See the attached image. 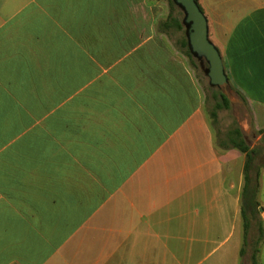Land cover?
I'll return each instance as SVG.
<instances>
[{
    "label": "crops",
    "instance_id": "crops-1",
    "mask_svg": "<svg viewBox=\"0 0 264 264\" xmlns=\"http://www.w3.org/2000/svg\"><path fill=\"white\" fill-rule=\"evenodd\" d=\"M197 2L260 139L264 0ZM163 3L0 0V264H198L243 235L245 156Z\"/></svg>",
    "mask_w": 264,
    "mask_h": 264
},
{
    "label": "trees",
    "instance_id": "trees-1",
    "mask_svg": "<svg viewBox=\"0 0 264 264\" xmlns=\"http://www.w3.org/2000/svg\"><path fill=\"white\" fill-rule=\"evenodd\" d=\"M167 1L170 9L168 16L173 21L175 28L184 31V36H182L180 40L182 53L188 59L189 64L198 71L199 75L207 77V62L203 58H198L195 54H193L188 46L187 29H184V26L187 25L184 24L182 19L173 16L175 12L174 9L178 5L174 2V0ZM201 60H204V66L201 64ZM229 87L237 94L244 105L247 106V102L244 96L230 83ZM207 90L210 91V96L213 99V107L209 111V118L211 119L212 123H216L218 111L221 109H228L230 107V100L217 87L211 86L209 84ZM216 137L218 139V145L222 149L235 148L245 156L244 184L240 195V214L243 220V245L240 253L241 255L245 254V245H247L246 243L248 241L249 231L251 230L252 226L255 225L257 234L253 239L251 251L249 253V259L251 264H258V254L260 251L259 246L264 239L263 222L260 219V203L258 201L260 173L262 168H264L261 156L262 147L259 145L250 146L246 142L244 133L240 127H234L224 132L223 134L221 133L217 135ZM261 140L264 143V134H262Z\"/></svg>",
    "mask_w": 264,
    "mask_h": 264
},
{
    "label": "rangeland",
    "instance_id": "rangeland-1",
    "mask_svg": "<svg viewBox=\"0 0 264 264\" xmlns=\"http://www.w3.org/2000/svg\"><path fill=\"white\" fill-rule=\"evenodd\" d=\"M162 9L165 14L169 13V5L168 1L164 0V3L162 4ZM175 14L179 16L180 19L184 20L185 13L183 9L179 6H176ZM184 29H187V26H184ZM177 38H181L184 36V31L181 30L178 35H175ZM175 40V39H174ZM175 40V44L180 49L179 45L177 44V41ZM201 64L204 66L205 62L204 60H201ZM199 75V74H198ZM200 81L202 82V86L204 89L205 97H206V112L209 116V111L213 107V99L210 96V91L207 90V87L209 85L208 77H205L203 75H200ZM229 98H230V107L228 109H221L218 111L217 115V121L216 123H212L210 119V123L212 124V127L214 129V133L217 135L223 134L224 132L234 128V127H240L243 129V133L246 139V142L252 146V145H259L262 147V163L264 164V143L260 139H257V133L253 134V131L250 130L249 133L245 131V129L249 128L250 126V115L248 112V109L246 105L242 102V100L237 96V94L229 90ZM260 180L262 181V192L259 196V203L261 204V207L264 209V168H262L260 173ZM259 208V212H260ZM263 231H264V223H263ZM257 231L255 225L252 226L251 230L249 231L248 241L247 245H245V257L246 254L249 256V253L251 251L253 239L256 236ZM242 242L243 244V235L242 232L239 229H236L232 234H230L229 238L225 240L221 246L214 248L213 252L208 255L205 259L203 258L202 261L198 264H244L243 258H241L237 252V245H239ZM259 247L264 248V239L262 240ZM264 252V251H263ZM262 262L264 263V253L262 257Z\"/></svg>",
    "mask_w": 264,
    "mask_h": 264
},
{
    "label": "water",
    "instance_id": "water-1",
    "mask_svg": "<svg viewBox=\"0 0 264 264\" xmlns=\"http://www.w3.org/2000/svg\"><path fill=\"white\" fill-rule=\"evenodd\" d=\"M184 13L188 46L198 58L208 64L207 77L211 86L219 88L229 98V83L218 48L208 38L207 20L196 0H174ZM230 100V98H229Z\"/></svg>",
    "mask_w": 264,
    "mask_h": 264
}]
</instances>
